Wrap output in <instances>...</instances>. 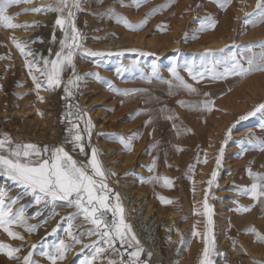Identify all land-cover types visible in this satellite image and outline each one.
Segmentation results:
<instances>
[{
  "label": "rangeland",
  "instance_id": "374dc122",
  "mask_svg": "<svg viewBox=\"0 0 264 264\" xmlns=\"http://www.w3.org/2000/svg\"><path fill=\"white\" fill-rule=\"evenodd\" d=\"M101 1L103 0H80V10L72 9V22L79 32V43L82 44L76 50L73 58L75 74L71 66H66L62 72L61 86L52 90H48L46 78L39 79L37 77L38 79L33 84L30 79H27L29 82L21 81L15 70L11 72L12 63L16 60L15 49L11 45L8 46L4 36H2L3 39H0V110H5L3 118L0 117V139L5 135L11 139V144H6L5 149H0V153L8 155V148H14L17 144H34L42 151L47 148L49 151L44 153L47 157L51 155V150L63 147L77 161L78 165H85L91 158L92 149L95 148L98 159L107 173L105 182L113 190L111 197L113 204L116 203L115 193H118L120 198L117 181H128L133 187L143 189L146 199L151 204L158 205L157 199L153 196V185L156 183L159 189L161 188L162 194L159 197L172 201L170 204L164 202L165 210L173 207L179 212L176 220L180 226L195 225L193 228L196 230L203 227L205 237L213 238V230L218 224V219L222 217L221 215L230 214L233 207L243 206V201L238 199L237 189L243 186L250 188L251 184L256 182L249 175L248 169H254L252 171L254 173L264 174V149L248 143L249 140L264 141V110L255 111V115H247L256 110L259 105L264 104V70L252 71L243 77L215 78L216 74L224 73L225 66L223 63H214L217 60H229L233 55L245 68L248 67V59H252L256 64L264 63V44L261 43L264 42V22L245 23V19H251L246 14L252 13L256 9L257 0L256 2L253 0H142L139 3L137 0H123V6L119 0L122 12L120 13L123 16L121 21L125 17L133 25L145 21L138 30L126 27L122 22V27L128 33H143L146 37L160 39L166 46H173L166 50L162 56L151 55V61L141 55L142 72L136 71L130 74L127 72L123 74L116 67L119 69L117 71L111 61L108 62L107 71L100 72L103 67L102 55L89 56L85 53V50L97 53L100 51L95 48L93 50L87 48L88 44L82 41L84 35L80 25L87 24L88 17H92L95 24L98 21L105 22L114 19L113 14L106 11L109 10L107 7L109 5L94 11ZM42 4V0H37V4L22 5L19 12L12 13L13 23H27L36 26L37 33H39L37 43H44L45 36L50 34L47 30V27L50 26V18L47 17V14L53 11L40 12L42 16L44 15L42 19L34 18L35 20L32 21L38 23H30L28 19L26 22L22 16L27 14L25 12L32 13L24 11V9L35 8ZM81 14L83 17L80 24ZM61 17L67 19V10L62 13ZM65 27L68 25L66 24ZM18 28L20 27L5 28L4 31L10 33L12 40L15 38L14 33ZM214 30L218 31L211 36L210 34L215 32ZM64 38V29L59 27L56 31V38L50 41L46 40L44 48L38 51V55L48 60L55 59L56 53L61 50L60 41ZM221 49L223 51H220ZM206 50H211V52L205 55ZM134 59L127 58L122 61L128 62ZM78 61L84 63L80 65ZM189 65L192 67V74L189 73ZM173 68H175V75L170 71ZM6 71L10 72L13 77L9 86L4 85L2 80ZM74 75L82 77L76 87L67 83L69 79L74 78ZM193 75L198 78L194 80ZM110 76L113 80L110 79ZM103 80L105 82H102ZM39 82L45 86L37 89L35 84ZM100 83H106L103 84V88L107 91L108 96L105 97V102H95L91 107L98 112L103 111L109 115L118 113L119 115L113 120L99 118L101 123L109 126L105 130L93 127L94 120L85 105L89 95L95 92V90L90 91V86ZM184 84L192 85V87L195 84L196 91L188 89L189 95L180 94L187 92ZM65 87H69L72 92L71 96L65 93ZM169 90L177 92L166 96V91ZM125 91H127V95L124 94ZM197 92V95H193ZM38 95H43L44 100L37 102ZM133 97L134 99H132ZM162 97L166 98L164 104L157 100ZM173 97L178 99L176 103L171 104L169 102ZM194 97L202 99L201 106L193 105L191 100ZM210 99L212 101L211 117L206 114L202 117L195 116V112H199V110L203 113L207 112L203 104ZM179 101L183 103H179ZM24 103H28V106ZM159 103L162 104V107L165 106L164 113L160 108L161 115H165L160 122L159 114L155 116V113H159V110L158 112L156 110ZM31 107L35 108L30 110ZM22 108H27L30 112H23ZM32 112L34 113L31 114ZM69 112L72 113L70 117L67 115ZM78 114L83 116V119H79ZM35 116L38 122L31 124L29 119ZM241 117L246 118L241 119ZM89 119L91 121L90 134L86 130L88 127L86 121ZM97 121L99 122L98 119ZM74 124L78 125V128H73ZM162 125L163 127H161ZM220 125L221 127H219ZM201 126L207 129V133L205 136L199 137L195 132ZM70 129L71 131H69ZM157 129L163 131V136H156ZM77 131L82 136L83 152L80 151L79 146L72 142V137ZM205 139L207 143L204 142ZM101 141H105L109 145L108 150L103 151L100 148ZM129 143L131 150L126 149V144ZM221 148H223L222 152ZM217 156L220 157L219 166L216 163ZM127 158L131 160L121 163ZM115 168H119L120 172H117ZM213 171L217 175L209 185L208 181L212 179ZM153 174L159 178H163V176L170 178L172 184L165 186L163 179L153 181ZM175 185L176 187H174ZM0 189L7 190L6 203H9L12 198H16L15 203L11 204L14 213L23 209L26 223L38 225L31 232L23 226L12 225V230L20 233L23 240L13 239L3 229H0V242L20 249L15 253L19 259H10L5 251H0V264H23V257L30 251L33 252L31 259L36 264H51L47 256L42 253L54 252L61 241L67 246V250L64 258L58 260L57 264H81L86 259L91 260V264H109V262L121 264V261L127 264L128 253L135 250L132 246H121L119 242L116 243L115 250H113L100 242L99 235H89V229H94L95 226L86 221L83 215L77 214L78 210L75 206H69L62 201H56L53 205L46 199H41L37 203L30 192L26 193L22 187L17 186L5 175H0ZM171 196L173 197L171 198ZM205 199L211 209L210 217L205 214ZM250 201V203H244L250 208L247 211V214L251 212L250 217L241 215L239 211L235 212L242 219L237 224V230L240 231L234 232L241 235L250 245H254L259 252H263L264 242L256 243L255 234L246 231L250 227H255L259 233L264 235V215L260 214L257 209L259 208L257 200L250 199ZM119 202L124 209V219L128 223L125 206L120 200ZM231 203L232 205H230ZM56 207L62 211H70L69 216L65 215L64 211H60V216L54 222L53 209ZM209 218L212 221L210 225ZM104 219L110 223L111 212H108ZM133 222L137 233L142 236L141 225L138 226V222ZM230 223L232 227L237 226L236 223L231 222V219ZM240 224H243V228ZM231 231L232 229L230 233ZM76 240H79V243ZM204 241L205 238L197 264L203 256ZM93 242H96V247L105 249L95 259H93L95 253ZM33 245L36 247L33 248ZM76 246L77 248H75ZM148 252L150 251L144 250L141 253L140 261L146 262V264H164L162 258L156 259L151 252L149 256ZM169 261L174 263V258L170 257ZM253 261L264 263L262 259H253Z\"/></svg>",
  "mask_w": 264,
  "mask_h": 264
},
{
  "label": "snow or ice",
  "instance_id": "6c2138e0",
  "mask_svg": "<svg viewBox=\"0 0 264 264\" xmlns=\"http://www.w3.org/2000/svg\"><path fill=\"white\" fill-rule=\"evenodd\" d=\"M21 2L31 3V0H0V26L6 28H17V27H27V23L16 24L13 23V17L7 13V9ZM142 2V0H137V3ZM123 6V0H121ZM80 0H55V5L47 4L40 5L31 9H24V11L32 12H47L53 11L57 13H64L67 10V19L57 16L55 24L64 29L65 38L60 41L61 50L56 53V58L53 60L43 59V67L37 68L36 70L41 73L46 78V86L48 90H52L56 87L61 86L62 84V72L66 66H71L73 73L75 74V64L73 62L74 55L76 50L81 47L79 43V32L75 27L73 19V11L80 10ZM109 11L114 12V9H109ZM247 17L251 19H245V23H258L264 22V0H257L256 9L252 13L246 14ZM145 21L133 25L126 18L123 19V23L126 27L132 30H138ZM32 23H38L36 21ZM68 27H65V25ZM70 29V31H69ZM13 44L19 49L21 55L31 56L32 52L26 50L24 44L15 38L12 39ZM264 44V42H261ZM220 51H223L221 49ZM89 56H98L102 55L101 53L92 52L91 50H85ZM211 50H206V54L210 53ZM215 64L223 63L225 66L224 73L216 74L215 78H222L226 76H246L252 71L264 70V63L256 64L252 59L247 60L248 67L245 68L243 64L233 55L229 60L220 61L217 60ZM26 67L29 69V75L32 76L33 81L37 80L35 75H32V68L36 64V60L25 61ZM175 75V68L170 69ZM189 73L192 74V67L189 65ZM88 75V74H86ZM96 75V74H93ZM196 75H193V79H197ZM82 77L74 75L73 79L68 80V85L72 87L78 86V81ZM45 85L41 83H36L35 87L40 89ZM184 87L190 91H196L192 85L184 84ZM115 90V89H113ZM65 93L68 96L72 95V92L69 90V87L64 88ZM139 91V90H132ZM127 95V91L124 93ZM207 95V94H205ZM38 98L43 101L44 97L38 96ZM183 103V102H181ZM212 101L206 100L203 104V107L206 110H211ZM71 107V106H69ZM264 110V104H261L253 112L248 113V116L255 115V111ZM70 117L71 112L67 113ZM79 119H83V116L78 114ZM246 117H241L245 119ZM172 119V117H169ZM88 125L87 131L90 134L91 131V121L90 119L86 121ZM73 128H78V125H73ZM71 131V129L69 130ZM82 136L79 131L72 137V142L79 146L81 152L84 151V146L81 143ZM124 143V141H121ZM248 143L255 147H260L264 149V141H252L249 140ZM6 144H11V139L7 135L4 138L0 139V149H5ZM126 149L131 150V145L126 144ZM49 150L45 148L43 151L39 149L34 144H17L14 148H8V155L0 153V175L7 176L11 181H13L17 186L22 187L24 191L30 192L34 197L37 203L41 199H46L48 203L55 204L56 201H62L67 203L69 206H75L78 210L77 214L83 215L86 221H89L92 225L95 226L94 229H89V235H99L101 243H104L115 250V245L117 242L121 246L128 245L132 246V243L135 242L137 247L134 251L128 253L129 260L127 264H146V262L140 261L141 253L144 251L143 248L138 247L139 240L136 238L135 234L132 232L131 225L126 223L124 219V209L120 204L119 194L115 193L116 203H112L113 190L105 182L107 173L103 168L101 161L98 159L97 150L92 149L91 158L88 160L85 165H78L77 161L73 159L63 147H57L51 150V155L45 157L44 153H47ZM223 148H221V152ZM206 162V161H205ZM217 166L220 164V157H217L216 160ZM155 166V164H153ZM90 169V171H89ZM248 173L253 177L254 181L250 188L242 189L243 194L250 195L251 198L259 200L264 197V174L253 173L249 168ZM114 175V173H111ZM217 173L212 172V179L208 181V184L211 185L213 179H215ZM153 179H163L165 186H170L172 181L168 177H154ZM6 189H0V229H3L7 235L13 239L23 240V236L18 232L12 230V225H20L25 227L29 232L34 231L38 225H28L26 223V217L23 215V209L19 212L14 213L11 204L15 203L16 198H12L9 203L5 202ZM162 202L172 203L171 200H168L164 197H160ZM205 214L209 215L211 209L205 199L204 203ZM250 208L241 207L237 211H248ZM111 212L112 220L109 223L104 219L106 214ZM209 225L212 223L211 219L208 220ZM246 231H250L255 234L257 241L264 242V235L259 233L255 227H250ZM198 233H194L197 235ZM79 243V240H76ZM95 248V253L93 259L100 253L105 251L104 248L96 247V242H93L92 245ZM33 248L36 246L33 245ZM87 247V246H86ZM214 248V239L211 237H205V247L203 250V256L199 264H212V261L209 259L210 250ZM67 246L63 241L55 248L54 252H45L42 255L47 256L51 264H57L58 260H61L65 256ZM0 251H5L6 255L10 259H19L15 256V253L19 252V248H13L11 245L0 242ZM33 252H28L27 255L23 257V264H36L35 261L31 259ZM149 256L151 253L148 254ZM81 264H91V260L86 259L82 261ZM109 264H115V262H109ZM121 264H124L121 261ZM254 264H260V262H254Z\"/></svg>",
  "mask_w": 264,
  "mask_h": 264
},
{
  "label": "bare ground",
  "instance_id": "6f19581e",
  "mask_svg": "<svg viewBox=\"0 0 264 264\" xmlns=\"http://www.w3.org/2000/svg\"><path fill=\"white\" fill-rule=\"evenodd\" d=\"M42 1H43L42 5H47V4L55 5V0H42ZM118 1L119 0H103V1H101V3L99 5H97L94 8V11L98 10V9L101 10V9H103L104 6L109 5V6H107V7H109L108 9H114L115 10L114 12L106 10V11L110 12L111 14H113L114 19L112 21H107V20L105 22L104 21H101V22L98 21V23L95 24L94 23L95 21L92 20V17H88V23L87 24H81L82 23L81 20H82L83 15L82 14L80 15V24H81L80 27L82 30V34L84 35L82 41H84V43L86 42L88 44L89 47H87V48H91L92 50H93V48H95V49L99 50L100 53L102 54V60L103 61L101 63H103V67L100 69V72L107 71L108 62L111 61L112 63H114L115 68L117 67L120 69L119 70L116 68L117 71L119 70L123 74L125 72L130 74V73H134L136 71L141 73L142 72L141 71V65H140V60L142 59V58H140L141 55H143V57L146 60L151 61V58H150L151 55H155L158 57L162 56V54L166 50L171 49L173 46L172 45L166 46V45H164V43H162V41H160V39H154V38L146 37L143 33H141V34H132V33L130 34V33H128L126 31V29L124 27H122L123 21H121V20H122L123 16L121 14L122 13L121 7H120V3ZM253 1L256 2V0H253ZM31 3L37 4V0H31ZM31 3L21 2L19 4H14L7 9V13L9 15L13 16L12 13L19 12L20 7L22 5H28ZM123 3H124V1H123ZM25 13H27V14H23L25 17L22 16L23 17L22 19L26 20V22L30 21V23L33 20H35L34 18L42 19V17L44 16V15L42 16L40 14V12H32L31 14L30 13L28 14V12H25ZM21 15L22 14L20 13V17H21ZM61 15H62L61 13H57V12H52V13L47 14V17L49 16V18H50L49 19L50 26L47 27V30L50 34H48V36L47 35L45 36L46 39L44 40V43H37V41H36L38 39V35H39V33H37L38 30H37L36 26H32V25L27 24L28 26L26 28L20 27L15 31V33H14L15 39L22 42V44L25 45L26 50H29L32 52L31 56L21 55L19 49H17V47L13 44L12 40L10 39V33H7L6 31H4L6 27L0 26V39H3L2 36H4L5 37L4 39H6V41L8 42V46L11 45L13 47V49H15L14 55L16 57V60L12 63V71L11 72H13L14 70L16 72H18L19 78L21 81H24V82L28 81L29 82V80H27V79H30L32 81L31 83H33V84L35 83V81H33V79H32V76L29 75V69H28V67H26V64H25L26 60L30 61L33 59L36 60V64L31 70L32 75H35L39 79L45 78L43 75H41L40 72H38L36 70L37 68L43 67V59L41 56L38 55V51L44 48V46L46 44V40L50 41V40L56 38V31L59 29L60 26L58 27L55 24V21L57 19V16H61ZM86 15H87V12H86ZM27 19H28V21H27ZM21 20H19V21H21ZM217 31L218 30L211 33L210 35L213 36L214 34L217 33ZM212 40H214V39H212ZM9 50L12 51L11 49H9ZM10 51H9V53H10ZM94 51H96V50H94ZM12 55H13V53H12ZM127 58H135V59L133 61H128V62L122 61V60H125ZM17 63H18V65H17ZM83 63L84 62H79L78 64L82 65ZM108 73H106V74H108ZM120 76H122V75L120 74ZM12 78H13L12 74L10 72L6 71L4 74V78L2 79L4 85L9 86L10 82L13 81ZM110 79H111V76H110ZM111 80H113V79H111ZM102 82H105V81L103 80ZM106 82L108 83V81H106ZM111 82H114V81H111ZM103 84H106V83L93 84L92 86H90L91 87L90 91L95 90V92H93V94L89 95V97L85 101V105L87 106L88 113L91 115V117L94 120V126L93 127H95V129L97 128V129H104L105 130V128L108 129L109 126H106L104 123H101L100 119H105V120L112 119L113 120L114 118L118 117L119 115H118V113H115L114 115L105 114L103 111L98 112L91 107L93 105V103H95V102H102V103L105 102L104 100H105V97L108 96V93L103 88ZM193 87L195 88L196 85L194 84ZM30 88H31V86H30ZM20 89H22V88H20ZM27 92H28V90H27ZM175 92H177V91H174V90L166 91V96H171ZM180 94L187 96V95H189V90L187 89L186 93L182 92ZM197 94H198V92L194 93L193 95H197ZM30 96L32 97L33 95H30ZM134 97L132 99H134ZM164 99L166 100V98H163V97L161 99L157 98V100L163 104H164ZM177 99H178L177 97H173L169 103L174 104V103H176ZM106 100H107V98H106ZM39 101H40V99L37 97V102H39ZM210 101H211V99H210ZM181 102L182 101H179V103H181ZM191 102L193 103V105H197V106L202 105L201 104L202 99H198L195 97L193 98V100H191ZM161 103L157 104L158 106L156 108L157 112L159 110V113H155V116H157L159 114V117H158L159 122H160V120H162V117L165 116V115L164 116L161 115V111L165 107L164 105L162 107ZM19 104H20V102H19ZM27 104H25V105H27ZM2 108H4V107H2ZM34 108L35 107H31L29 109L33 110ZM160 108H161V111H160ZM22 110H23V112H30V110H28L27 108H24V109L22 108ZM34 112H32L31 114H33ZM162 112L164 113V109ZM211 113H212V106H211V110H207V112H205V113L201 112L200 110H199V112H195V116L202 117L206 114L207 116L210 115V117H211ZM179 114H180V111H179ZM4 115H5V110L4 109L0 110V117L3 118ZM97 119L99 120V122L97 121ZM29 122L31 124H37V122H38L37 117L36 116L31 117L29 119ZM161 127H163V125ZM219 127H221V125ZM209 128H210V126H209ZM171 130H172V128H171ZM162 133H163L162 130L157 129L156 136L157 135L163 136ZM171 133H172V131H171ZM195 133L199 137L205 136L207 133V129L204 126H201L200 129H198V131H196ZM162 139H165V138H162ZM206 139L204 142H206ZM163 142H166V140L165 141L163 140ZM163 142H162V144H165ZM100 148L103 151H106L109 149V145L107 143H105V141H101L100 142ZM130 160L131 159L127 158V159L122 160L121 163H125V162L130 161ZM115 169L117 170V172H120L119 168H115ZM154 175L155 174H153V178L156 177V175L155 176ZM112 177L115 178V176H112ZM155 180L156 179H153V181H155ZM117 182H118V184H117L118 190L120 193V201L125 206V212H126V216L128 219V224L131 225L132 232L135 234L136 238L139 240L138 247H141L144 250L150 251L156 259L162 258V260H164V264H197L198 259H199V255H200V250H201L202 243H203V239L205 238L204 228L202 227V228L196 230L195 228H193V226H195V225L191 226V225L184 224V225L180 226L176 220V216L179 212H177L173 207L165 210L166 205L164 202H162V200L159 197L162 194L161 190H160L161 188L159 189V187L156 185V183L153 185V196L155 197V199H157L158 205L151 204L149 202V200L146 199L145 192L142 191L143 189L140 190V189L135 188L136 186L133 187V185H131V182H128V181H123V182L117 181ZM181 186L183 187V185H181ZM174 187H176V185ZM245 188H247V186H243V187H240L239 189H237V194H238V199L243 201V207H248V206L244 205V203H246V204L250 203L251 202L250 199H252V198L250 195L242 193L241 190L245 189ZM177 189H178V187H177ZM231 190H232V188H231ZM163 191H167V190H163ZM172 197L173 196H171V198ZM256 202L258 203L257 207H259V208H257V209H259V213L264 215V197L260 198ZM237 203H235V204L237 205ZM230 205H232V203ZM241 207L242 206L233 207V210L230 211V214L225 213V214L221 215L222 217H220L218 219V224L216 225L215 229L213 230L214 248L210 250V256H209V259L212 261V264H254L253 259H262V261L264 262V251L259 252L258 249L254 245H250L247 241H245L243 239V237H241V235H239L238 233H235L237 230V227H238L237 224L242 219V218H239L238 215H236L237 209L241 208ZM60 211L61 212L64 211V214L69 216L70 211H68V210L62 211L56 207L53 209V220H54V222L60 216L59 215ZM239 212L241 215H245L246 217L251 216V212L249 214H247L248 213L247 211H239ZM230 219H231L232 223H236L237 226L235 224H233L236 227H234V226L232 227V224L230 223ZM252 220H253V218H252ZM263 220H264V218H263ZM133 221H135L136 223L138 222V226L141 225L140 230L143 234L142 236H140L137 233V230L135 229ZM252 222H254V221H252ZM261 223H263V221H261ZM241 228H243V226ZM231 229H232V231L230 233ZM194 233H198V234L194 235ZM232 234H234V235H232ZM250 235H249V237H250ZM255 242L257 243L258 241L256 240ZM132 247H134V248L137 247L135 242L132 243ZM75 248H77V246ZM150 252H148V254ZM170 257L174 258V263H171L172 261L171 262L169 261ZM258 261H260V260H258Z\"/></svg>",
  "mask_w": 264,
  "mask_h": 264
}]
</instances>
